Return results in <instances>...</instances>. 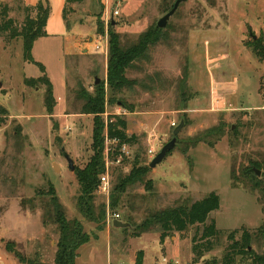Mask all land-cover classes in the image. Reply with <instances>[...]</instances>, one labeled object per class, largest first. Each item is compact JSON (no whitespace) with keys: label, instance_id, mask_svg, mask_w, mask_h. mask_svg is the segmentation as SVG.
Instances as JSON below:
<instances>
[{"label":"rangeland","instance_id":"1","mask_svg":"<svg viewBox=\"0 0 264 264\" xmlns=\"http://www.w3.org/2000/svg\"><path fill=\"white\" fill-rule=\"evenodd\" d=\"M40 1L46 2L28 0V4L36 6ZM48 1L47 35L36 40L33 55L53 82L57 100L53 114L45 106L47 86L25 84L26 78H39L43 73L24 60L22 38L0 33V106L7 110L0 114V264L19 263L7 251L8 241H15L18 250L38 257L42 264L54 262L60 234L53 220L46 224L43 220L44 202L53 190L68 218L82 221L92 238L109 222L112 257L108 261L102 237L95 242L100 248L97 264H121L123 260L124 264H155L164 254L195 264L221 259L229 243L226 234L195 262V227L173 232L164 245L157 227L147 232L141 228L153 213L211 192L220 196L219 209L211 213L217 227L240 229L236 235L240 239L245 226L253 235L250 249L264 254L259 191L242 184L235 187L231 178L233 167L239 171L258 162L264 183V58L252 47L257 40L264 43V0H181L161 40L127 70L126 75L136 83L118 94L112 93L108 82L111 34H118L124 46L135 44L178 0H109L108 6L104 0H84L72 4L66 20L65 0ZM5 7L21 27L26 17L23 0H0V22ZM113 8L120 12L114 18L116 25L106 19V12ZM67 34H84L70 51ZM87 34L95 39L104 36L106 49H97L96 40L89 44ZM96 78L104 91L101 120L107 125L110 114L123 115L128 134L137 137L136 144L126 145L120 162L116 161L120 153L111 158L110 194L96 191V205L106 206L103 230L79 211L81 186L75 175L94 154L96 115L83 113L82 106L84 94H95ZM120 99L130 108L120 106L116 102ZM182 119L186 122L176 147L150 167ZM220 124L225 125L226 134L214 147L203 141L194 145L203 132ZM63 149L73 158L75 170ZM136 163L147 166L144 176L127 178ZM113 212L130 226L114 227ZM41 230L43 235L38 238ZM87 255L82 254L86 261ZM5 258L11 262H2ZM237 264L250 261L239 257Z\"/></svg>","mask_w":264,"mask_h":264},{"label":"trees","instance_id":"2","mask_svg":"<svg viewBox=\"0 0 264 264\" xmlns=\"http://www.w3.org/2000/svg\"><path fill=\"white\" fill-rule=\"evenodd\" d=\"M84 0H65L63 8V18L67 19L68 11L72 4L82 3ZM26 17L23 25L19 27L14 18L8 16V7H5L0 22V33L8 34L10 38L21 37L23 40L24 60L40 67L43 76L39 78H26L25 84L35 86L37 83H43L47 86L45 94V106L49 114H53L57 100L54 95V85L52 80L46 74L45 66L37 61L33 55V47L37 39L47 35V22L51 13V5L48 0L40 1L36 6H26ZM35 11L36 15L32 16ZM112 25V23H111ZM163 29H150L142 34L138 42L130 46H124L121 43L118 34L110 36V56L108 61V82L113 94L122 93L125 89L136 83L135 79L126 75L127 70L132 67L136 60L142 58L149 47L158 43ZM254 53L260 58H264V43L257 40L252 44ZM96 82V80H95ZM95 94L85 95V102L82 106L83 113L95 114L94 125V154L84 168L75 171V175L81 186V194L78 197V209L89 222L96 223L99 230L105 227L106 206L104 204L96 205L95 196L98 189L100 176L106 171L104 151L106 147V135L110 139L117 140L116 152L111 157H117L119 148L123 145L136 144L137 137L129 135L127 132V120L123 115H112L108 117L107 125L101 120L99 115L105 112L104 91L101 84L95 85ZM120 106L125 109L130 108L125 99L116 100ZM7 110L0 106V114H6ZM1 121V120H0ZM186 122V120L184 119ZM2 122V121H1ZM226 134L225 125L220 124L207 129L200 138L195 139L194 145L203 141L210 147H214ZM171 152H169L170 154ZM256 166L258 162H253L249 167L243 169L231 170L233 186L242 184L243 187L259 191V201L264 211V183L257 175ZM147 166L137 167V163L130 176L137 179L144 176ZM131 177V178H132ZM126 179V178H125ZM124 181V179L122 180ZM50 199L44 202V224L53 220L58 227L59 240L55 254L54 264H76L79 248L89 242L92 235L85 230V226L79 219L68 218L63 204L55 195L54 190L50 193ZM220 207V196L216 192L208 193L205 197L189 203H181L172 207L159 210L151 215L149 219L141 224L143 232H147L152 226L159 230L162 245L173 232H185L190 227H195L193 235L192 250L194 261L199 262L204 255L214 249L216 240L226 234L229 243L227 244L221 259L206 260L204 264H237L240 257L242 260L250 261V264H264V254H258L250 249L252 233L245 226L241 228L240 239H236L240 229L229 231L220 230L211 213ZM136 235H140L136 232ZM7 251L14 254L20 264H42L36 259L25 255L17 249L15 241L6 243Z\"/></svg>","mask_w":264,"mask_h":264},{"label":"built area","instance_id":"3","mask_svg":"<svg viewBox=\"0 0 264 264\" xmlns=\"http://www.w3.org/2000/svg\"><path fill=\"white\" fill-rule=\"evenodd\" d=\"M119 14H120L119 9L113 8L112 11L108 10L106 12V19H107V21L109 20V22L110 21L112 22V19L115 18ZM96 41H97V45H96L97 49H101V47H102V49H106V47L104 45L105 44L104 36L103 37L102 36L97 37ZM107 49H108V47H107ZM173 125H176V124L174 123ZM106 141L109 142V144L112 143V144H115L116 146L118 144L117 140L110 139V138H108V136L106 138ZM126 149H127L126 145H123L119 148L120 158H118L116 161H118V162L121 161L123 154L126 153ZM153 151H154L153 149H150V153L153 154L154 153ZM115 152H116V148H113L109 145L106 146V148H105L106 171L100 176V181H99V185H98V189H97V191L100 194L108 195L111 192L112 184L110 181V172L112 171L111 165L113 164L112 160H111V158H112L111 155H113ZM111 215H112V219H111L112 223L115 219H119L121 217V215L119 213H116V212H113ZM155 264H195V263L183 261L181 259H175V258L170 257L167 254H164L162 256L161 260H157L155 262Z\"/></svg>","mask_w":264,"mask_h":264},{"label":"crops","instance_id":"4","mask_svg":"<svg viewBox=\"0 0 264 264\" xmlns=\"http://www.w3.org/2000/svg\"><path fill=\"white\" fill-rule=\"evenodd\" d=\"M105 2V5L108 6V3H109V0H104ZM23 4L24 6H31L28 4V0H23ZM88 35V40H89V44H94L95 43V36L94 35ZM84 34H67L66 38H65V42H66V48L70 51V50H73V48L75 47V45L77 44L76 41H77V38H81L83 37ZM86 36V35H85ZM36 44V43H35ZM34 44V45H35ZM33 50H34V47H33ZM34 53V51H33ZM45 228V227H44ZM46 229V228H45ZM43 235V231L41 230V234L38 235V238H40L41 236ZM103 237V240L104 242L107 244V252H108V261H110V256L112 257V240H113V236H112V230L110 229V225H109V222L108 224L106 225V228L105 230L103 231H100V233H98V235H96L95 237L91 238V240L85 244H83L80 248H79V251H78V256H77V259H76V264H97V255L96 253L100 252V248H98L97 244H95L96 241L102 239ZM52 244L54 245V240L51 241ZM56 251V249H55ZM87 252L88 255H87V261L85 260V258H83L82 254ZM101 253L102 255H104V253L102 252V249H101ZM56 254V253H55ZM4 260V259H2ZM2 262H11V258H5L4 261ZM14 264H19L17 263V261L13 260ZM122 263L124 264V260L122 261ZM121 263V264H122ZM52 264H54V262H52Z\"/></svg>","mask_w":264,"mask_h":264},{"label":"water","instance_id":"5","mask_svg":"<svg viewBox=\"0 0 264 264\" xmlns=\"http://www.w3.org/2000/svg\"><path fill=\"white\" fill-rule=\"evenodd\" d=\"M180 2H181V0H178L174 4L173 8L158 21V23L155 27L156 29H159V28L163 29L167 26L170 17L175 14V12L177 11V9L179 7ZM111 23H112V25H116L117 22L113 18ZM99 81H100V79L96 78V84L99 83ZM184 125H185L184 119H182V121L179 123V125L174 128L172 139L168 143H166L163 146V148L161 149V151L153 158V160L150 163V167L157 166L160 162H162L166 158V156L169 154V152H171L176 147L177 141H178L177 136L181 132ZM63 154L67 158L71 170H75L76 166H75V162H74L73 158L69 155V153L65 149H63ZM256 172H257L258 176L261 175V171L259 169H256ZM113 225H114V227H117V228H126V227L130 226V223L123 222L122 220H119V219H115L113 221Z\"/></svg>","mask_w":264,"mask_h":264}]
</instances>
